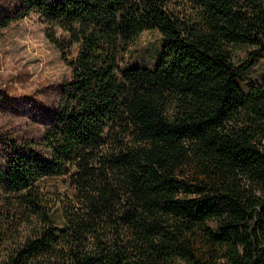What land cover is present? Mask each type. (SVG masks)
<instances>
[{
	"label": "trees",
	"instance_id": "trees-1",
	"mask_svg": "<svg viewBox=\"0 0 264 264\" xmlns=\"http://www.w3.org/2000/svg\"><path fill=\"white\" fill-rule=\"evenodd\" d=\"M31 14L68 72L0 125V264H264V0H0V39Z\"/></svg>",
	"mask_w": 264,
	"mask_h": 264
},
{
	"label": "rangeland",
	"instance_id": "rangeland-1",
	"mask_svg": "<svg viewBox=\"0 0 264 264\" xmlns=\"http://www.w3.org/2000/svg\"><path fill=\"white\" fill-rule=\"evenodd\" d=\"M46 25L34 14L13 23L0 39V125L35 135L42 129L43 103L29 98L68 72L59 51L46 37ZM157 32H144L139 45L157 43ZM256 69L251 77L260 78ZM40 98V97H39ZM5 152L0 148V160Z\"/></svg>",
	"mask_w": 264,
	"mask_h": 264
}]
</instances>
